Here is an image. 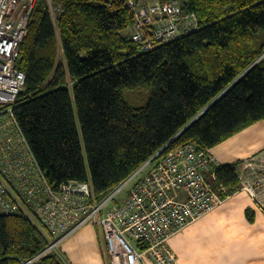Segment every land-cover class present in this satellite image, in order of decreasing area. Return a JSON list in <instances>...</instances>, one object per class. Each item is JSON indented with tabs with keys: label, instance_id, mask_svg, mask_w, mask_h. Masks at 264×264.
<instances>
[{
	"label": "trees",
	"instance_id": "16d2710c",
	"mask_svg": "<svg viewBox=\"0 0 264 264\" xmlns=\"http://www.w3.org/2000/svg\"><path fill=\"white\" fill-rule=\"evenodd\" d=\"M129 1L38 0L16 62L15 116L40 168L55 185L90 183L98 203L161 150H211L264 120V0H161L200 28L149 52L131 38ZM215 171L227 193L241 190L236 165ZM50 241L27 217L0 215V264L29 263ZM33 264L69 262L58 248Z\"/></svg>",
	"mask_w": 264,
	"mask_h": 264
},
{
	"label": "built area",
	"instance_id": "2783aa9c",
	"mask_svg": "<svg viewBox=\"0 0 264 264\" xmlns=\"http://www.w3.org/2000/svg\"><path fill=\"white\" fill-rule=\"evenodd\" d=\"M37 2L0 0V215L25 216L51 237L48 248L26 264L58 250L86 226L100 230L110 264H177L170 240L233 196L217 180L216 158L194 145L163 149L100 203L88 182L52 184L15 116L26 85L16 62ZM129 7L135 15L131 38L142 52L200 28L196 14L186 13L177 1L130 0ZM246 167L264 190V158L258 169L252 162ZM239 177L257 199L258 187ZM128 186L126 198L116 203Z\"/></svg>",
	"mask_w": 264,
	"mask_h": 264
},
{
	"label": "crops",
	"instance_id": "0c3cea01",
	"mask_svg": "<svg viewBox=\"0 0 264 264\" xmlns=\"http://www.w3.org/2000/svg\"><path fill=\"white\" fill-rule=\"evenodd\" d=\"M219 166L236 165L239 176L257 186L252 162L258 169L264 158V120L228 138L211 149ZM264 178V174H261ZM258 187V186H257ZM257 199L242 188L213 212L193 223L170 240L177 264H264V190L256 188ZM250 210V215H247ZM226 217L229 235L219 247L205 242L203 232L212 227L214 216ZM252 217L253 222H250ZM69 264H110L100 230L86 226L59 245Z\"/></svg>",
	"mask_w": 264,
	"mask_h": 264
},
{
	"label": "rangeland",
	"instance_id": "374dc122",
	"mask_svg": "<svg viewBox=\"0 0 264 264\" xmlns=\"http://www.w3.org/2000/svg\"><path fill=\"white\" fill-rule=\"evenodd\" d=\"M151 1V0H148ZM259 36H262L261 38L264 39L263 32L259 33ZM130 186L126 187L117 198V201L125 199L126 195L129 191ZM214 218L213 224L211 228H208L206 231L203 232V237L205 242H207L210 239V244L213 242H217L218 246L220 247L222 242H224V239L229 235L228 228L226 225V217L225 216H218L214 214L212 217H208V219Z\"/></svg>",
	"mask_w": 264,
	"mask_h": 264
}]
</instances>
